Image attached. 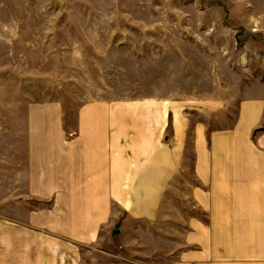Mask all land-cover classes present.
I'll list each match as a JSON object with an SVG mask.
<instances>
[{"label":"rangeland","instance_id":"1","mask_svg":"<svg viewBox=\"0 0 264 264\" xmlns=\"http://www.w3.org/2000/svg\"><path fill=\"white\" fill-rule=\"evenodd\" d=\"M248 96L264 97V0H0V264L25 262L10 250L11 228L55 202L21 177L28 104L59 106L70 141L85 104L153 100L167 145L178 125L230 127ZM25 231L36 243L63 241L42 227ZM162 243L118 222L82 247L80 264L138 261L140 249L154 254Z\"/></svg>","mask_w":264,"mask_h":264},{"label":"crops","instance_id":"2","mask_svg":"<svg viewBox=\"0 0 264 264\" xmlns=\"http://www.w3.org/2000/svg\"><path fill=\"white\" fill-rule=\"evenodd\" d=\"M50 106L28 104L16 150L29 192L40 187L55 201L53 209L28 210L25 226L11 228L10 250L26 257L21 264H80L82 247L118 222L130 235L163 242L126 264H264V131L256 133L264 97L238 101L227 128L178 125L167 145L156 101L85 104L70 141L59 106ZM40 227L63 241L36 243L25 230Z\"/></svg>","mask_w":264,"mask_h":264},{"label":"water","instance_id":"3","mask_svg":"<svg viewBox=\"0 0 264 264\" xmlns=\"http://www.w3.org/2000/svg\"><path fill=\"white\" fill-rule=\"evenodd\" d=\"M116 233H118V230H115V231H114V234H116Z\"/></svg>","mask_w":264,"mask_h":264}]
</instances>
